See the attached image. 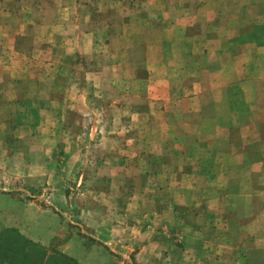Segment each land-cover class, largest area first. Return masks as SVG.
I'll return each mask as SVG.
<instances>
[{
  "label": "crops",
  "instance_id": "1",
  "mask_svg": "<svg viewBox=\"0 0 264 264\" xmlns=\"http://www.w3.org/2000/svg\"><path fill=\"white\" fill-rule=\"evenodd\" d=\"M0 185L33 264H264V0H0Z\"/></svg>",
  "mask_w": 264,
  "mask_h": 264
},
{
  "label": "rangeland",
  "instance_id": "2",
  "mask_svg": "<svg viewBox=\"0 0 264 264\" xmlns=\"http://www.w3.org/2000/svg\"><path fill=\"white\" fill-rule=\"evenodd\" d=\"M132 56H135V53L132 54ZM137 57L139 56L138 54L136 55ZM88 59L85 58L86 63L91 60L93 64L97 67H102L106 62L105 59L102 56H96L93 59ZM86 123V122H85ZM82 122V124H85ZM92 144H96L95 142ZM2 185H0V191H1ZM22 200H26V197H23ZM6 202H1L0 201V212H5L7 210L6 206L4 205ZM3 207V208H2ZM22 240L14 234V232H9V233H2L0 237V252H3V249H6L5 253L7 256L6 258L1 262V264H12L14 262V257H12L13 253L7 252V249H16L17 247L21 248L22 246ZM20 252V251H19ZM22 252V251H21ZM32 259V255L27 256ZM35 257V256H34Z\"/></svg>",
  "mask_w": 264,
  "mask_h": 264
},
{
  "label": "trees",
  "instance_id": "3",
  "mask_svg": "<svg viewBox=\"0 0 264 264\" xmlns=\"http://www.w3.org/2000/svg\"><path fill=\"white\" fill-rule=\"evenodd\" d=\"M22 246H21V248L17 247L16 249H7L8 253L9 252L13 253V255H12V257H14L13 264H33V263H31L32 259L27 257L26 255H23V252H21V251H23ZM3 250H4L3 252H0V264L7 256L6 254H4L6 249H3Z\"/></svg>",
  "mask_w": 264,
  "mask_h": 264
}]
</instances>
